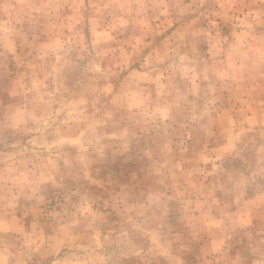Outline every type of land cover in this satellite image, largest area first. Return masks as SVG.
<instances>
[{
    "label": "rangeland",
    "instance_id": "obj_1",
    "mask_svg": "<svg viewBox=\"0 0 264 264\" xmlns=\"http://www.w3.org/2000/svg\"><path fill=\"white\" fill-rule=\"evenodd\" d=\"M0 264H264V0H0Z\"/></svg>",
    "mask_w": 264,
    "mask_h": 264
},
{
    "label": "crops",
    "instance_id": "obj_2",
    "mask_svg": "<svg viewBox=\"0 0 264 264\" xmlns=\"http://www.w3.org/2000/svg\"><path fill=\"white\" fill-rule=\"evenodd\" d=\"M243 215H244V216H243ZM243 215H239V216H238L240 222L243 221V220H244V221H247V218H248L247 215H246V214H243Z\"/></svg>",
    "mask_w": 264,
    "mask_h": 264
}]
</instances>
